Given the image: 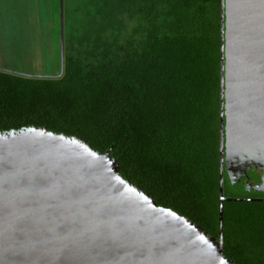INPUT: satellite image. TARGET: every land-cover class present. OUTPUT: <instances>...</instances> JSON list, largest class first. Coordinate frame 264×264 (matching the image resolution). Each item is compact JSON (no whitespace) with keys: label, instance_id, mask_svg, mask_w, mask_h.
I'll use <instances>...</instances> for the list:
<instances>
[{"label":"trees","instance_id":"obj_1","mask_svg":"<svg viewBox=\"0 0 264 264\" xmlns=\"http://www.w3.org/2000/svg\"><path fill=\"white\" fill-rule=\"evenodd\" d=\"M220 17L221 0H62V75L0 70V133L111 150L123 179L217 237ZM248 200L223 204V253L264 264V198Z\"/></svg>","mask_w":264,"mask_h":264},{"label":"water","instance_id":"obj_2","mask_svg":"<svg viewBox=\"0 0 264 264\" xmlns=\"http://www.w3.org/2000/svg\"><path fill=\"white\" fill-rule=\"evenodd\" d=\"M218 236L158 207L101 154L46 128L0 133V264H236L223 195L251 170L264 194V0H221ZM61 74L63 23L60 0Z\"/></svg>","mask_w":264,"mask_h":264},{"label":"rangeland","instance_id":"obj_3","mask_svg":"<svg viewBox=\"0 0 264 264\" xmlns=\"http://www.w3.org/2000/svg\"><path fill=\"white\" fill-rule=\"evenodd\" d=\"M61 66L60 0H0V70L56 77ZM249 176L255 184V177ZM247 193L223 182L227 199Z\"/></svg>","mask_w":264,"mask_h":264},{"label":"flooded vegetation","instance_id":"obj_4","mask_svg":"<svg viewBox=\"0 0 264 264\" xmlns=\"http://www.w3.org/2000/svg\"><path fill=\"white\" fill-rule=\"evenodd\" d=\"M249 174H252V175L255 177V180H256V183H255V184L252 183L253 180L250 178ZM260 176H261V172H260V171H258V170H251V171H249V172L247 173V176H246V177H244V178H242V179H240V180H237V181H236V184L239 183L240 185H242L243 188H244L247 184H248L249 186H251V187H254V186H257V185L260 184ZM250 192H253V191H249V193H247V194H242V197H243L244 199H253V198H260V199H263V198H264V194H262V193H256V192H254V193L257 194V196L252 197L251 194H250Z\"/></svg>","mask_w":264,"mask_h":264}]
</instances>
